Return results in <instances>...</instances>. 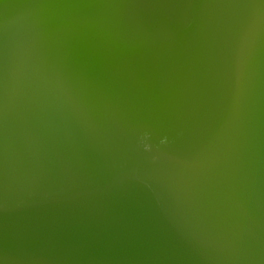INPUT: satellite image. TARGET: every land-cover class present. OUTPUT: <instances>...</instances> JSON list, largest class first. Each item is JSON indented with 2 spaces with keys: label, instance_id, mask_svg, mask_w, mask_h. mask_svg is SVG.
Masks as SVG:
<instances>
[{
  "label": "water",
  "instance_id": "95a60500",
  "mask_svg": "<svg viewBox=\"0 0 264 264\" xmlns=\"http://www.w3.org/2000/svg\"><path fill=\"white\" fill-rule=\"evenodd\" d=\"M262 233L264 0L0 1V264H252Z\"/></svg>",
  "mask_w": 264,
  "mask_h": 264
},
{
  "label": "bare ground",
  "instance_id": "6f19581e",
  "mask_svg": "<svg viewBox=\"0 0 264 264\" xmlns=\"http://www.w3.org/2000/svg\"><path fill=\"white\" fill-rule=\"evenodd\" d=\"M255 248L256 253L252 264H264V233H262V235L259 237V242L255 245Z\"/></svg>",
  "mask_w": 264,
  "mask_h": 264
},
{
  "label": "clouds",
  "instance_id": "9594fccd",
  "mask_svg": "<svg viewBox=\"0 0 264 264\" xmlns=\"http://www.w3.org/2000/svg\"><path fill=\"white\" fill-rule=\"evenodd\" d=\"M147 135H148V134L145 133V137H147ZM166 139H167V138H165V140H166ZM163 142H164V140L161 141V143H163ZM144 148H145V149H148V148H149V145H148L147 143H144Z\"/></svg>",
  "mask_w": 264,
  "mask_h": 264
}]
</instances>
